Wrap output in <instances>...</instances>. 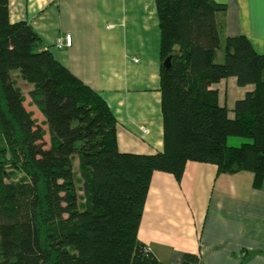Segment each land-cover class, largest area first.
I'll use <instances>...</instances> for the list:
<instances>
[{"label": "trees", "instance_id": "trees-1", "mask_svg": "<svg viewBox=\"0 0 264 264\" xmlns=\"http://www.w3.org/2000/svg\"><path fill=\"white\" fill-rule=\"evenodd\" d=\"M160 30L163 150L120 153L116 122L27 22L11 23L0 0V264H159L137 237L154 172L180 182L189 161L264 180V55L245 36L220 32L213 0H155ZM170 58L169 68L163 62ZM32 86L24 106L14 74ZM234 77L254 90L231 119L212 86ZM48 134V141L45 139ZM231 137L243 139L228 145ZM185 255L182 264H194Z\"/></svg>", "mask_w": 264, "mask_h": 264}, {"label": "crops", "instance_id": "crops-1", "mask_svg": "<svg viewBox=\"0 0 264 264\" xmlns=\"http://www.w3.org/2000/svg\"><path fill=\"white\" fill-rule=\"evenodd\" d=\"M213 1L226 5L216 14L220 44L245 36L264 55V0ZM9 20L27 22L41 49L102 98L115 118L120 153L162 152L155 0H9ZM66 35L71 46L57 49L54 41ZM212 88L231 119L236 101L254 90L234 77ZM36 122L46 131L42 115ZM253 182L251 173H218L215 165L193 161L180 182L154 172L138 240L159 264H182L185 255L195 256L194 264H264V180L259 188Z\"/></svg>", "mask_w": 264, "mask_h": 264}, {"label": "rangeland", "instance_id": "rangeland-1", "mask_svg": "<svg viewBox=\"0 0 264 264\" xmlns=\"http://www.w3.org/2000/svg\"><path fill=\"white\" fill-rule=\"evenodd\" d=\"M223 62V43L220 44L219 49L217 50L216 55V63H222ZM15 83L17 87L21 90L22 95L24 96V106L28 111H30L36 121L41 119L40 112L34 107L30 99L28 97V91L30 90L31 86L29 84H26L22 82V80L19 79V77H14ZM45 139L48 141V134L45 132ZM242 142H244L243 139L231 137L228 139V145L230 146H239Z\"/></svg>", "mask_w": 264, "mask_h": 264}, {"label": "built area", "instance_id": "built-area-1", "mask_svg": "<svg viewBox=\"0 0 264 264\" xmlns=\"http://www.w3.org/2000/svg\"><path fill=\"white\" fill-rule=\"evenodd\" d=\"M72 43V39L70 35H66L64 37H58L55 41H54V46L57 49H63V48H67L70 47Z\"/></svg>", "mask_w": 264, "mask_h": 264}, {"label": "water", "instance_id": "water-1", "mask_svg": "<svg viewBox=\"0 0 264 264\" xmlns=\"http://www.w3.org/2000/svg\"><path fill=\"white\" fill-rule=\"evenodd\" d=\"M170 66V58H167L164 62H163V67L164 68H169Z\"/></svg>", "mask_w": 264, "mask_h": 264}]
</instances>
